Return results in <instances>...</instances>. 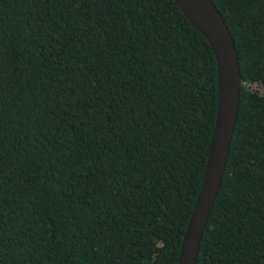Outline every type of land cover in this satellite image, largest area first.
<instances>
[{
  "label": "trees",
  "instance_id": "obj_1",
  "mask_svg": "<svg viewBox=\"0 0 264 264\" xmlns=\"http://www.w3.org/2000/svg\"><path fill=\"white\" fill-rule=\"evenodd\" d=\"M242 83L196 264H264V0H211ZM217 105L174 0H0V264H177Z\"/></svg>",
  "mask_w": 264,
  "mask_h": 264
},
{
  "label": "water",
  "instance_id": "obj_2",
  "mask_svg": "<svg viewBox=\"0 0 264 264\" xmlns=\"http://www.w3.org/2000/svg\"><path fill=\"white\" fill-rule=\"evenodd\" d=\"M209 43L216 61L217 105L204 176L183 235L177 264H196L204 227L226 167L242 83L237 50L221 13L211 0H174Z\"/></svg>",
  "mask_w": 264,
  "mask_h": 264
}]
</instances>
